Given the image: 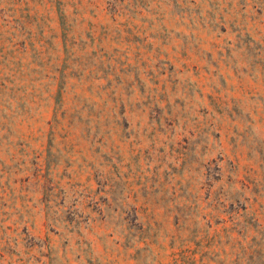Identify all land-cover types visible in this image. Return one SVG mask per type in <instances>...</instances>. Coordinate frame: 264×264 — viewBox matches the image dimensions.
I'll list each match as a JSON object with an SVG mask.
<instances>
[{
    "label": "rangeland",
    "instance_id": "rangeland-1",
    "mask_svg": "<svg viewBox=\"0 0 264 264\" xmlns=\"http://www.w3.org/2000/svg\"><path fill=\"white\" fill-rule=\"evenodd\" d=\"M3 84L0 264H264V0H0Z\"/></svg>",
    "mask_w": 264,
    "mask_h": 264
},
{
    "label": "trees",
    "instance_id": "trees-1",
    "mask_svg": "<svg viewBox=\"0 0 264 264\" xmlns=\"http://www.w3.org/2000/svg\"><path fill=\"white\" fill-rule=\"evenodd\" d=\"M4 88H6V86L3 84V85H0V105L2 104V100H3V97H4V94L2 93V90L4 89ZM4 91V90H3ZM13 98V97H12ZM20 99H21V97H20ZM19 98L17 99V100H20ZM22 100H24V102H25V100L26 99H22Z\"/></svg>",
    "mask_w": 264,
    "mask_h": 264
}]
</instances>
